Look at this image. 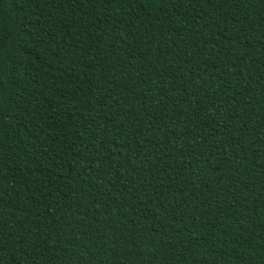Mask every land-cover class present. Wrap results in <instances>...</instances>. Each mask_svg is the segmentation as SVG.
Instances as JSON below:
<instances>
[{
  "label": "trees",
  "instance_id": "obj_1",
  "mask_svg": "<svg viewBox=\"0 0 264 264\" xmlns=\"http://www.w3.org/2000/svg\"><path fill=\"white\" fill-rule=\"evenodd\" d=\"M0 264H264V0H0Z\"/></svg>",
  "mask_w": 264,
  "mask_h": 264
}]
</instances>
